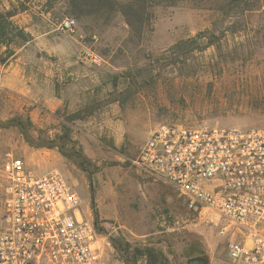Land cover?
I'll list each match as a JSON object with an SVG mask.
<instances>
[{"label":"rangeland","instance_id":"374dc122","mask_svg":"<svg viewBox=\"0 0 264 264\" xmlns=\"http://www.w3.org/2000/svg\"><path fill=\"white\" fill-rule=\"evenodd\" d=\"M0 9L31 36L25 44L12 36L0 44V57L7 43L13 52L0 64V121L19 120L32 143L58 145L35 147L20 127H0V168L12 155L37 171H60L100 235L106 264H148L145 256L127 257L125 248L155 249L168 264L194 256L225 264L229 239L219 234L220 224L188 212L172 188L145 178L135 160L161 123L264 128V0L155 5L141 33L117 12L73 13L69 0H0ZM66 18L76 22L71 31L61 27ZM202 32L214 36L213 46L186 58L171 51ZM95 55L100 64L91 60ZM17 59L22 91L3 86ZM16 76L8 77L10 86ZM75 114L84 118L72 121ZM65 136L69 158L59 149ZM71 149L86 159L82 166Z\"/></svg>","mask_w":264,"mask_h":264},{"label":"built area","instance_id":"2783aa9c","mask_svg":"<svg viewBox=\"0 0 264 264\" xmlns=\"http://www.w3.org/2000/svg\"><path fill=\"white\" fill-rule=\"evenodd\" d=\"M75 24L66 18L61 27ZM135 164L148 180L172 188L188 212L220 224L229 239L225 264H264V128L161 123ZM0 182V264H106L100 235L60 171H37L9 155Z\"/></svg>","mask_w":264,"mask_h":264},{"label":"trees","instance_id":"16d2710c","mask_svg":"<svg viewBox=\"0 0 264 264\" xmlns=\"http://www.w3.org/2000/svg\"><path fill=\"white\" fill-rule=\"evenodd\" d=\"M182 0H69L70 9L73 13H78L82 15L90 14H100L102 17L109 18L115 12L120 13L124 18L127 25L131 28V31H137L141 33L145 28L151 26L152 23V9L155 5L168 4L175 5ZM204 1V0H200ZM234 1V0H233ZM226 6L222 5L220 10L225 11ZM250 10V8L245 11ZM14 16L12 13H4L0 9V44L6 42L10 36H12L10 41H21L24 44L29 42L31 36L27 34L23 29L16 27L11 18ZM208 32H202L197 37L190 38L187 40H182L173 46L172 52L179 57H185L189 53H194L195 51H204L215 44L214 36H206ZM9 42V41H8ZM8 49L6 50V57H0V64L6 63L8 58L13 56V52L9 49V44L7 43ZM84 118L81 114H75L72 117V121L76 119ZM10 125H16L20 127L22 134L25 139L35 147H47L54 148L58 147L55 142L52 143H40L35 144L31 142L29 134L26 132L25 124L19 120H14L13 122L3 123L0 121V127H9ZM61 143L59 144L60 152L67 158L68 151L65 150V142L71 143V139L67 136L60 138ZM71 154L80 159V166L82 162H86V159L81 155L79 151H73L71 149ZM125 254L128 257L130 255L134 259L139 256H145L147 258L148 264H168L167 258L155 249L146 248L144 250H136L133 253L130 252V248H125ZM133 254V255H131ZM192 258H200L199 256H194Z\"/></svg>","mask_w":264,"mask_h":264},{"label":"crops","instance_id":"0c3cea01","mask_svg":"<svg viewBox=\"0 0 264 264\" xmlns=\"http://www.w3.org/2000/svg\"><path fill=\"white\" fill-rule=\"evenodd\" d=\"M16 61H17V64H16L17 68L12 69V71L7 70V72H11V74L3 75L4 76L3 77V80H4L3 86L8 87L10 89H13L14 91H22L23 86H24V84H23L24 77H21V71H19V68H18L19 67L18 62L20 61V59H17ZM13 74L17 75L16 76V80H17L16 83L17 84L15 86H10L7 80H8V77L13 76ZM44 169H45L44 171H51L50 169H47L46 167Z\"/></svg>","mask_w":264,"mask_h":264},{"label":"water","instance_id":"95a60500","mask_svg":"<svg viewBox=\"0 0 264 264\" xmlns=\"http://www.w3.org/2000/svg\"><path fill=\"white\" fill-rule=\"evenodd\" d=\"M187 264H208V262L204 258H192Z\"/></svg>","mask_w":264,"mask_h":264}]
</instances>
